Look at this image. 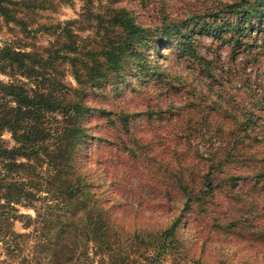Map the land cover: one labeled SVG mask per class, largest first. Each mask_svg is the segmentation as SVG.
Wrapping results in <instances>:
<instances>
[{
  "label": "rangeland",
  "instance_id": "374dc122",
  "mask_svg": "<svg viewBox=\"0 0 264 264\" xmlns=\"http://www.w3.org/2000/svg\"><path fill=\"white\" fill-rule=\"evenodd\" d=\"M235 1L33 0L18 12L27 28L0 15V44L41 51L66 30L100 47L113 29L104 11L118 5L141 25L122 64L106 63L97 81L79 85L69 58L57 62L87 104L73 154L89 200L76 213L101 214L108 227L100 240L85 236L73 260L42 264H264V21L238 18L226 8ZM201 188L212 192L201 199ZM19 207L33 221L11 228L29 234L23 253L36 264L41 217ZM0 264L28 263L0 241Z\"/></svg>",
  "mask_w": 264,
  "mask_h": 264
},
{
  "label": "trees",
  "instance_id": "16d2710c",
  "mask_svg": "<svg viewBox=\"0 0 264 264\" xmlns=\"http://www.w3.org/2000/svg\"><path fill=\"white\" fill-rule=\"evenodd\" d=\"M27 1L33 0H0V15L6 22L27 28V22L18 16ZM226 8L238 18L264 21V0L227 2ZM104 13L109 15L113 29L102 36L100 47H80L70 30L65 31L69 41L64 39L59 46H48L43 51L27 49L15 40L0 44V71L9 77L0 79V241L9 255L21 256L28 264L33 261L23 249L29 234L11 226L18 219L28 226L33 218L19 205L33 207L41 217L37 221L42 222L43 231L33 244L36 264H42L43 258L54 262L73 260L85 236L100 240L97 236L108 227L101 214L82 218L76 213L82 197L86 204L89 200L90 185L77 170L73 154L83 130L80 111L87 104L73 97V87L64 80V67L57 63L69 58L79 85L97 81L106 73V63L122 64L130 42L140 36L141 25L123 5ZM96 62L100 63L97 68ZM242 116V123L248 124V115L243 112ZM5 130L11 133L13 145L5 144ZM208 185L211 180L205 179L203 186ZM204 192L212 190L201 188L196 195L204 199ZM39 199H46L40 208L36 205ZM176 221L177 217L162 230L161 238L169 236Z\"/></svg>",
  "mask_w": 264,
  "mask_h": 264
}]
</instances>
